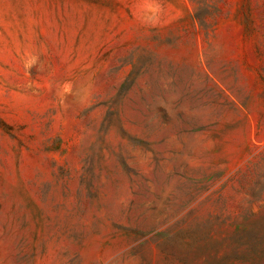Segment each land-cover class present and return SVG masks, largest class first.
Instances as JSON below:
<instances>
[{
    "label": "rangeland",
    "instance_id": "rangeland-1",
    "mask_svg": "<svg viewBox=\"0 0 264 264\" xmlns=\"http://www.w3.org/2000/svg\"><path fill=\"white\" fill-rule=\"evenodd\" d=\"M0 264H264V0H0Z\"/></svg>",
    "mask_w": 264,
    "mask_h": 264
}]
</instances>
